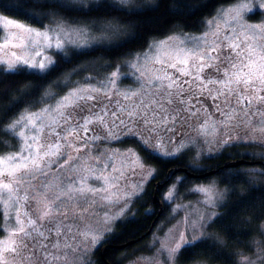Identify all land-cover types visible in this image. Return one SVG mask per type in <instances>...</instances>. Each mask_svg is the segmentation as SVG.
Masks as SVG:
<instances>
[{
  "label": "snow or ice",
  "instance_id": "obj_1",
  "mask_svg": "<svg viewBox=\"0 0 264 264\" xmlns=\"http://www.w3.org/2000/svg\"><path fill=\"white\" fill-rule=\"evenodd\" d=\"M254 3L255 11L253 0H235L233 19L240 31L232 29L224 35L217 32L215 38L207 34L186 36L168 49L163 44L157 46L156 55L151 59L159 67L147 78L143 72L137 76L141 91L113 99L108 92L97 88L76 89L61 98L53 97L55 104L40 112L22 114L10 122L6 130L0 125V132L4 134L16 135L18 125L28 131L27 136L19 131L17 139L22 140L23 146L15 154L0 156V233L6 237L0 240V264H62L70 251H74L72 242L81 236L87 239V231L76 230V205L83 207L96 200L111 202L112 189H118V185L109 184V180H119L123 174L117 177L106 174L107 160L99 159L94 161L99 172L88 166L73 168L75 175H66L63 182L51 187L41 184L43 196H37L32 181L46 178L47 169L61 158L63 163L57 164L58 168L76 159L71 154L73 150L77 154L82 151L73 141L83 140V146H87L94 140L107 142L127 137L136 140L144 151L164 159L173 153L165 152L162 144L177 137L182 140V133L188 129L207 130L211 115L219 113L217 119L221 124L228 123L237 112L241 114V123L253 116L264 121V55L257 50L264 48V42L254 41L244 31L264 34V23L244 22L249 14L255 15L264 9V0H254ZM39 6L59 10L55 13L60 16L59 31L53 30L50 36L48 31L39 32L16 20L0 18V33L15 30L9 32L10 37L19 33L32 41L27 45L21 38L19 43L12 44L9 39L3 45L5 49L9 45L22 50L37 49L30 58L24 51L20 54L12 51L13 59L3 61L6 65L3 71L16 73L19 66L43 73L55 63L43 55L44 49H55L56 54L63 56L66 44L76 49L89 47L95 37L88 36V25L77 19L69 20L61 13L81 12L88 16L92 11L107 8L127 9L133 6V0H104L102 3L99 0H43ZM116 30L113 22L101 28L104 32ZM35 57H41L39 62ZM112 75L115 78L117 74ZM206 102H211L212 108L207 117L204 115ZM129 158L136 159L134 154ZM107 159H111V155ZM112 171L119 172V169ZM89 181L99 186L92 187ZM26 185L32 187L31 196ZM192 191L203 193L206 197L203 202L214 206L211 190L194 188ZM9 202L15 205V211L8 207ZM199 219L202 221L203 217ZM8 221L15 225L11 231L5 229ZM190 227L199 230L206 228L207 223L193 221ZM199 239L195 232L191 239L181 233L167 249L169 261L181 248L190 251L198 246Z\"/></svg>",
  "mask_w": 264,
  "mask_h": 264
},
{
  "label": "trees",
  "instance_id": "obj_2",
  "mask_svg": "<svg viewBox=\"0 0 264 264\" xmlns=\"http://www.w3.org/2000/svg\"><path fill=\"white\" fill-rule=\"evenodd\" d=\"M42 2L43 0H2L0 14L36 28H44L60 19V16L55 14L59 10L40 7ZM234 2L235 0H135L133 6L127 9L107 8L99 12L92 11L88 16L81 12L61 13L69 20L77 19L89 26L98 27L113 22L121 28V35L112 43L84 49L71 48L63 56L55 53V64L43 73L23 68L16 73H9L0 66V125L6 130L9 123L23 111L38 108L48 89L53 88L61 93L94 71L96 76L103 77L117 65L145 51L153 41L171 34L202 32L208 18L220 7ZM258 16L253 15V18ZM2 35L3 32L0 33V38ZM91 67L95 70L90 71ZM18 145L16 135L0 132V153L15 150ZM124 145H135L143 159L156 168V173L145 194L133 200V215L119 220L114 231L102 244L119 245L137 240L123 249L111 248L108 259L112 264H127L143 252L141 246L150 234L139 238L149 230L153 232L166 214L167 206H164L162 197L170 186L174 184L180 194H186L195 183L208 182L214 177L227 188L226 200L210 225V229L222 240L203 239L190 251L182 249L178 263L195 264L204 261L210 264H237L239 255L250 251L251 242L259 235L264 221V156L244 150L246 146L243 149L229 148L218 156L206 158L202 162L203 167H197L189 153L160 159L144 151L134 141H127ZM237 158L259 162L239 167H223L226 161ZM173 168H187L189 172L196 174L219 170L205 177H193L187 172L175 174L158 191L164 211L153 226L160 209V204L154 202L155 181L164 183ZM253 168L259 170L254 171ZM92 264H105L100 256V248L96 249Z\"/></svg>",
  "mask_w": 264,
  "mask_h": 264
},
{
  "label": "rangeland",
  "instance_id": "obj_3",
  "mask_svg": "<svg viewBox=\"0 0 264 264\" xmlns=\"http://www.w3.org/2000/svg\"><path fill=\"white\" fill-rule=\"evenodd\" d=\"M134 2L135 0H133V3ZM252 6L255 11L254 0ZM234 9L235 2L220 7L212 17L207 19L202 32H178L153 41L145 51L117 65L116 68L105 73L103 77L96 76V74H94L96 71H94L93 73L90 72V75L83 76L81 80L74 82V84L68 86L61 93H58L53 88L48 89L43 94L38 108L26 109L13 121L18 119L22 114L27 113L31 115L32 113L40 112L43 108L54 105L56 101L52 99L53 97L61 98L76 89L97 88L102 92H108L113 99H116L118 96L122 97L125 93H136L141 91L137 76L143 72L145 78H147L159 67V65L151 59L156 55L155 48L157 46L163 44L165 49H168L170 46L174 47L178 45L186 36L200 37L207 34L215 38L217 32L220 35H224L232 29L240 31L239 25L233 19ZM255 15H259L258 18H253V15L249 14L245 17L244 22L249 25H260L264 23V9H261L260 13ZM4 17L13 19L9 16L0 14V18ZM59 20L60 19L54 20L44 28H36L19 20L16 21L24 24L27 28L39 32L48 31V34L51 36L53 30L59 31L57 23ZM103 25L104 24H101L98 27L88 25V36H94L95 39L91 42L90 46L86 48L103 43L115 42L121 35L122 30L120 27H117L116 31L104 32L101 31ZM10 31L15 30H4L2 38H0V66L4 68L6 65L3 64V61L13 59L11 57L12 51H16L17 54L24 51V55L30 58L37 50L31 47L27 50H22L12 48L11 45L5 49L3 45L5 41L9 39H11L12 44L19 43L21 38L25 40V44L27 45H31L32 43L31 39L26 36H21L19 33L16 37H10ZM244 31L246 35L252 36L254 41L264 42V34H253L248 30ZM71 48L72 47L66 44V53ZM257 50L264 55V48H259ZM55 53V49L43 50V55L50 57L56 62ZM35 59L39 62L41 57H35ZM133 65H135V67H132ZM93 68L94 67H91L90 71L95 70ZM18 69H20L19 66ZM113 73L117 74L115 78H113ZM107 84L111 86L108 88L103 87V85ZM210 103L211 102H206L204 104V108L207 109L204 113L205 117L212 113V108L209 106ZM109 115H111V113H109ZM218 116L219 113L211 115L207 130L188 129L186 132L182 133V140L177 137L167 144H162L161 148L165 152L173 153L168 157H176L182 153H189L197 167H203L202 162L206 160V158L218 156L229 148L243 149V147L246 146L244 150H249L253 154L258 153L264 156V121H258L257 117L253 116L251 119L245 118L241 123V114L237 112L228 123L221 124L217 119ZM237 124L239 126H235ZM19 131H24L25 135H28L27 129L21 128L18 125L16 130L17 137ZM117 131H119V129H117ZM242 136L243 140H241ZM233 137L235 138L234 140L232 139ZM18 141V148H21L23 142L22 140ZM127 141H134L138 144L136 140L127 137H122L120 140L111 139L107 142L104 140H94L89 142L87 146H83V140L73 141L76 148H82V151L78 154L74 150L72 151L71 154L76 157V159L69 161L64 168H58L57 164L63 163V159L61 158L57 161V164H52L47 169L48 176L46 178L41 177L39 181H32V187H35L37 196H43V192L40 190L41 184H47L49 187L54 184H59L64 181L66 175H75L72 171L73 168L79 169L82 166H88L96 168L97 172H99L100 169L98 165L94 163L96 159L101 161L107 160L108 170L106 174H110L112 177L120 176L121 173L123 174L122 178L119 180H109V184L117 183L118 185V189H112L113 196L111 202L107 200H96L85 204L83 207L79 204L76 205V213L78 216L76 230L87 231V239L81 236L77 241H73L74 251H70L69 255L62 261V264H92L96 249L100 248L104 241L107 240L108 236L114 231L115 225L119 220L126 219L133 215V200L143 196L148 184L154 179L156 168L143 159L135 145L125 146L124 143ZM180 145L183 146L181 147ZM18 148L6 153H0V156L15 154ZM130 154H134L136 159H130ZM109 155H111V159H107ZM113 168L119 169V172L112 171ZM253 170H259V168H253ZM155 183H157V181H155ZM89 184L92 187L99 186L92 181H89ZM32 187L26 185L29 196L32 194ZM194 188L211 190L212 198L215 201L214 206L205 204L203 202L206 199L205 195L192 191ZM226 195L227 188L222 186L215 177L208 182L195 183L189 188L186 194H180L176 185L173 184L170 186V188L163 193L162 197L164 206H167L166 214L160 220L159 224H155L156 228L150 233L144 245L141 246L143 252L136 258L128 261L127 264H179V254L183 248H181L180 252L176 254L171 262L168 258L167 249L174 245L181 233H183L186 238L191 239L192 233L195 232L200 238L198 241L209 238L213 241L222 240L216 232L210 229V225L219 215L220 208L226 200ZM117 197H119V199H117ZM8 207H10L12 211H15V205L12 202H9ZM161 217L162 215L160 218ZM200 217H203L202 221L199 219ZM209 217H211L210 220ZM193 221H196L198 224L206 222L207 227H201L199 230L192 229L190 225ZM14 227L15 225H13L11 221L5 223L6 231H11ZM201 233H203L202 237ZM5 238L4 233H0V240ZM241 262H248V264H264V221L261 225L259 235L251 242L250 251H245L239 255L237 264H241ZM195 264L210 263L203 261Z\"/></svg>",
  "mask_w": 264,
  "mask_h": 264
},
{
  "label": "water",
  "instance_id": "obj_4",
  "mask_svg": "<svg viewBox=\"0 0 264 264\" xmlns=\"http://www.w3.org/2000/svg\"><path fill=\"white\" fill-rule=\"evenodd\" d=\"M257 162H259V161H252V160L242 159V158L230 159V160L226 161V163L223 165V167H225V168L239 167L243 164H255ZM218 170L219 169L209 171L206 173L196 174V173L189 172L187 168H173V169H171L169 171L168 177L164 183L157 182L155 184L156 190H155V194H154V202L156 204H158V203L160 204V209H159V213H158L157 217L155 218L153 226H155L156 222L159 220L160 216L163 214V211H164L163 205L161 203V199L158 195V191L160 190L161 187H164L175 174H177L178 172H187V173H189V175H191L193 177H205V176H208V175H211V174L217 172ZM150 233H151V230H149L146 234H144L143 237H141L139 239L145 238ZM135 242H137V240H133V241L127 242L125 244H119V245H114V244H110V243L104 244L100 247V256L103 259V261L105 262V264H112L111 261L108 259V253H109V250L111 248L123 249L129 245H132Z\"/></svg>",
  "mask_w": 264,
  "mask_h": 264
}]
</instances>
